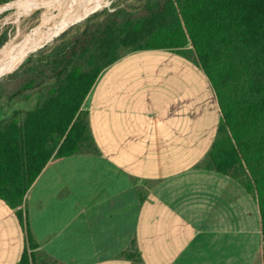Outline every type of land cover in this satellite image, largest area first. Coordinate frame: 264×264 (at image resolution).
I'll list each match as a JSON object with an SVG mask.
<instances>
[{
  "label": "crops",
  "instance_id": "0c3cea01",
  "mask_svg": "<svg viewBox=\"0 0 264 264\" xmlns=\"http://www.w3.org/2000/svg\"><path fill=\"white\" fill-rule=\"evenodd\" d=\"M81 110L91 148L0 198V264H264L256 190L212 167L223 116L191 44L123 54Z\"/></svg>",
  "mask_w": 264,
  "mask_h": 264
},
{
  "label": "trees",
  "instance_id": "16d2710c",
  "mask_svg": "<svg viewBox=\"0 0 264 264\" xmlns=\"http://www.w3.org/2000/svg\"><path fill=\"white\" fill-rule=\"evenodd\" d=\"M188 44L213 84L223 116L212 167L247 177L246 188L258 195L264 237V0H148L139 12L118 9L87 27L58 70L49 99L23 122L0 124V198L20 205L54 152L57 158L70 156L82 151L83 140L91 141L81 106L100 72L122 56L120 47ZM89 48L95 51L89 68L69 72L79 51ZM21 264H29L26 257Z\"/></svg>",
  "mask_w": 264,
  "mask_h": 264
},
{
  "label": "rangeland",
  "instance_id": "374dc122",
  "mask_svg": "<svg viewBox=\"0 0 264 264\" xmlns=\"http://www.w3.org/2000/svg\"><path fill=\"white\" fill-rule=\"evenodd\" d=\"M3 1L0 0V7L3 6L0 8V50L12 41L27 42L34 34L50 29L60 31L45 45L26 55L14 70L0 78V124H19L25 120L28 112L43 104L56 90L59 83L57 72L61 65L70 60L69 53L75 39L80 38L87 27L93 29L108 14L118 9L130 13L139 12L148 0H81L72 12L73 15L69 10L75 6V1L28 12L17 8L20 2L26 0L1 3ZM70 15L72 18H69ZM82 50L69 64V72L89 68L90 55L95 51L89 48L90 51L84 54ZM129 51V48L120 47L117 54L123 55ZM90 144L88 138L83 140L80 150L89 149Z\"/></svg>",
  "mask_w": 264,
  "mask_h": 264
},
{
  "label": "bare ground",
  "instance_id": "6f19581e",
  "mask_svg": "<svg viewBox=\"0 0 264 264\" xmlns=\"http://www.w3.org/2000/svg\"><path fill=\"white\" fill-rule=\"evenodd\" d=\"M68 1L76 2L75 6H73L72 9L69 10V13L72 14L74 9H76L78 4H80L81 0H26V1L20 2L19 5L17 4L18 5L17 8L23 9V11L28 12V11H33L36 8H40L44 6L57 7L63 3H67ZM69 18H72L71 15L69 16ZM59 32H60L59 29H56V30L50 29L41 34H34L31 40L27 42L12 41L11 43H7L0 50V78L3 76H6L8 73H10V71L14 70L21 63V61L26 57V55H28L30 52L37 49L39 46L44 45L48 41L52 40L55 36L59 34ZM15 49H17L18 51L15 52L14 51Z\"/></svg>",
  "mask_w": 264,
  "mask_h": 264
},
{
  "label": "water",
  "instance_id": "95a60500",
  "mask_svg": "<svg viewBox=\"0 0 264 264\" xmlns=\"http://www.w3.org/2000/svg\"><path fill=\"white\" fill-rule=\"evenodd\" d=\"M82 20V19H81ZM49 42V41H48ZM45 45V44H44Z\"/></svg>",
  "mask_w": 264,
  "mask_h": 264
}]
</instances>
